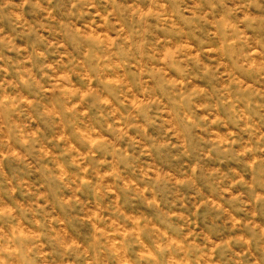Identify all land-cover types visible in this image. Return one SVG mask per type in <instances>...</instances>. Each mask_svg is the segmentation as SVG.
<instances>
[{"label": "rangeland", "instance_id": "374dc122", "mask_svg": "<svg viewBox=\"0 0 264 264\" xmlns=\"http://www.w3.org/2000/svg\"><path fill=\"white\" fill-rule=\"evenodd\" d=\"M0 264H264V0H0Z\"/></svg>", "mask_w": 264, "mask_h": 264}]
</instances>
